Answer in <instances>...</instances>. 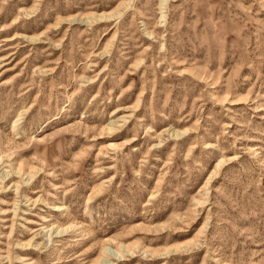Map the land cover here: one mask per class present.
Instances as JSON below:
<instances>
[{
  "label": "rangeland",
  "instance_id": "obj_1",
  "mask_svg": "<svg viewBox=\"0 0 264 264\" xmlns=\"http://www.w3.org/2000/svg\"><path fill=\"white\" fill-rule=\"evenodd\" d=\"M165 1L0 0V264H264V0Z\"/></svg>",
  "mask_w": 264,
  "mask_h": 264
},
{
  "label": "bare ground",
  "instance_id": "obj_2",
  "mask_svg": "<svg viewBox=\"0 0 264 264\" xmlns=\"http://www.w3.org/2000/svg\"><path fill=\"white\" fill-rule=\"evenodd\" d=\"M163 1H165V0H163ZM166 2V1H165ZM162 3H164V2H162Z\"/></svg>",
  "mask_w": 264,
  "mask_h": 264
}]
</instances>
